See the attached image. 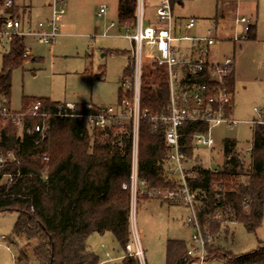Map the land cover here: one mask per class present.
I'll use <instances>...</instances> for the list:
<instances>
[{
  "label": "trees",
  "instance_id": "obj_1",
  "mask_svg": "<svg viewBox=\"0 0 264 264\" xmlns=\"http://www.w3.org/2000/svg\"><path fill=\"white\" fill-rule=\"evenodd\" d=\"M5 1L0 0V24L2 12L13 14L18 8L16 0H12L11 7H4ZM135 3L136 0H121L119 20L122 24L134 25ZM256 37L257 26L252 24L246 39L255 40ZM24 52V37H15L11 41L10 53L3 59L0 100L10 98L12 72L30 57L24 56ZM131 73L130 64L125 76ZM231 83L233 86V75ZM122 97L121 92L119 100ZM168 99L165 69L155 62L147 64L142 77L141 109L162 112ZM37 101L42 103L43 110L50 112L62 104L48 98H32L25 100L23 107ZM97 109L90 104L75 106V111L82 114ZM43 122H48L46 131L33 132V128ZM180 129L192 133L205 130V126L184 124ZM182 142L186 145L184 151L188 158H193L192 139L184 137ZM223 153L221 169L197 168L189 184L204 192L203 212L221 206L230 207V217L248 232L255 233L264 217V125L253 129L247 167L236 139L224 140ZM167 154L164 127L155 128L148 120H141L138 172L139 177L146 180L147 187L176 186L163 173ZM0 157L4 158L0 162V212H16L14 236L26 240L28 245L34 243L32 259L23 249L19 252V263L100 264V257L89 246L88 239L93 233H111L124 249V254L106 264H140L138 258L128 255L126 250V245L131 242L130 192L123 188V184L129 181L131 170L128 131L94 128L90 132L86 119L77 116H51L46 121L41 116H26L23 132L19 135V127L2 117ZM9 173H19L11 185L5 178ZM216 185L223 187L220 197H217ZM221 227L220 222L212 224L214 238ZM214 257L222 258L223 264H264V242L255 250L239 255L212 243L207 246L205 261ZM196 261L187 255L184 240L167 239L165 264H193Z\"/></svg>",
  "mask_w": 264,
  "mask_h": 264
},
{
  "label": "rangeland",
  "instance_id": "obj_2",
  "mask_svg": "<svg viewBox=\"0 0 264 264\" xmlns=\"http://www.w3.org/2000/svg\"><path fill=\"white\" fill-rule=\"evenodd\" d=\"M63 1L65 13L57 16L59 34L55 41L48 44L40 42L34 36L24 37V46L30 57L24 60L22 66L13 70L11 95L4 99L12 110H21L23 102L32 98H48L59 103L72 102L75 106L90 104L97 108L119 104L123 91L122 81L126 77L125 70L131 62L132 43L125 37L126 31L120 29L118 24L107 29L111 21L118 22L116 0ZM16 3L20 5L19 0ZM29 3L32 5L30 16L33 20L51 18L52 0H31ZM102 5L108 9L101 18L97 12ZM239 5L237 16L231 6L229 12L217 10V0H183V5L176 7V10L183 21L178 31L181 36H204L208 29L215 27L214 35L227 40L218 41L211 46L212 54L209 58H234L235 117L245 121L253 118L254 107L264 108V0H239ZM28 12L29 7L22 6L15 9L13 14L27 20ZM148 12L146 9L144 24H154L155 21H151L153 14ZM222 14L224 19L221 18ZM243 15L252 24L257 21L256 39L229 40L236 35L245 36L243 25L235 21V16L239 18ZM191 18L195 20L196 26L189 30L184 22ZM117 33L119 35H115ZM3 42L0 45V73L3 70V59L10 53L11 45L7 40ZM180 44L183 48L189 46L190 42ZM150 51L152 50L144 43L143 52L147 54ZM144 59L145 68L152 61ZM88 129L90 132L93 130ZM212 136L215 140L213 148L201 146L196 150V157L189 164L193 170L209 165L221 169L224 161L223 142L226 138L238 141L244 165H249L247 148L253 139V130L249 124L241 122L233 128L216 126L212 130ZM187 213L186 207L175 202L142 196L133 206L130 200V225L137 232L145 264L166 263V242L169 238L184 240L187 245L191 243V229L183 224ZM16 217V212H0V236H6L8 241L15 243L10 247L6 242L0 245V264H16L19 262V252L23 249H26L29 259H32L31 249L34 243L30 242L28 245L26 240L13 234ZM111 235L93 233L88 239V244L100 259L106 258V251L111 252L112 256L124 254V249ZM217 236L213 243L221 245L234 255L253 251L264 242V217L255 233L248 232L240 223H234L221 227ZM193 264L199 263L196 261ZM203 264H223V260L214 257Z\"/></svg>",
  "mask_w": 264,
  "mask_h": 264
},
{
  "label": "built area",
  "instance_id": "obj_3",
  "mask_svg": "<svg viewBox=\"0 0 264 264\" xmlns=\"http://www.w3.org/2000/svg\"><path fill=\"white\" fill-rule=\"evenodd\" d=\"M12 5V0H6L4 7ZM147 7L148 0H136L133 31L126 35L132 41L130 62L132 73L122 81L123 97L118 106L98 108L88 114H82L77 113L75 105L71 103H62L56 111L50 112L43 110L42 103L37 101L15 111L0 100V118L9 119L16 124L19 127V135L23 132V121L26 116H41L44 121L51 116H77L85 118L90 129L128 131L131 137V170L129 181L123 184V188L129 190L132 205H135L138 198L145 196L179 203L186 207L188 213L183 219V224L191 229V243L187 245V255L197 259L199 264H203L207 257V246L214 242L212 224L220 222L222 227H227L237 222L229 215L230 207L221 206L213 211L203 212L205 195L201 189L190 186L189 179L195 176V170L189 164L196 157V150L199 147L213 148L215 140L212 130L214 127L223 125L233 128L245 122L253 130L257 125H264V108L254 107L253 118L245 121L235 117L234 87L231 83L235 60L232 56H225L221 59L209 58L212 54L211 46L218 41L226 40L214 35L215 27L208 29L204 36H181L178 31L183 21L175 19L171 0H159L155 6L157 22L151 25L144 24ZM51 8L52 16L47 26L44 22H40L36 30L24 29L19 16L2 12L0 45L4 43L3 40L11 44L15 37L26 36H34L40 42L48 44L55 41L59 34L57 16L65 13L63 0H52ZM105 11L106 8L101 7L98 16H102ZM237 22L243 25L246 34L245 36L236 35L233 38L234 41L246 39L247 32L252 25L246 16H240ZM184 25L187 29H191L195 26V20L191 18L185 21ZM184 41L190 42L187 46V53L184 52L185 47L181 48L180 42ZM144 43L152 50L147 54L143 52ZM28 55L29 51L25 49L24 56ZM144 58H149L166 71L169 99L162 112L154 113L141 109ZM141 120H148L155 128L164 127L168 154L164 160L163 173L176 183V186L172 188H149L146 180L139 177L138 148ZM184 124L204 125L205 130L184 133L180 129ZM47 125L48 122L38 124L33 128V132L44 133ZM184 137L192 139L195 147L193 158H188L184 151L186 147L182 142ZM251 148L252 143L247 148L248 154ZM3 161L4 158L0 157V162ZM204 168L212 171L218 170L210 165ZM18 176L19 173L6 174L7 184H13ZM222 190L221 185H216L217 197H220ZM130 226L131 242L126 245L127 253L135 255L140 264H145L137 232L132 224ZM5 242L8 247L14 245L13 242L7 240L6 236H0V245ZM106 256L109 257V254L107 253ZM16 264L23 263L17 262Z\"/></svg>",
  "mask_w": 264,
  "mask_h": 264
},
{
  "label": "crops",
  "instance_id": "obj_4",
  "mask_svg": "<svg viewBox=\"0 0 264 264\" xmlns=\"http://www.w3.org/2000/svg\"><path fill=\"white\" fill-rule=\"evenodd\" d=\"M16 1H18V0H16ZM20 1V5L19 4H17L16 3V5H17V7L20 9L22 6H25V7H29V14H28V18H27V20L25 19V18H23L22 19V23H23V27H24V29H32V30H36L37 28H38V24L40 23V22H44L45 23V25L47 26V23H48V21H49V18L47 17V18H45V19H42V20H38V21H36V20H33L32 18H31V8H32V5L29 3V1L31 2V0H19ZM221 1V2H220ZM64 2V1H63ZM120 2H121V0H116V5H117V17H118V22L116 23L115 21H111L110 22V24L108 25V27H107V29H109V28H111V27H114V26H116L117 24L119 25V27H120V29H123V30H125L126 32H125V37L126 38H128L126 35L128 34V33H131L132 31H133V27H134V25L132 26V25H124V24H122L121 22H120V20H119V8H120ZM159 2V0H148V7H147V9H148V11L151 13V14H153V16L151 17L152 19H151V21H155L154 23H156L157 22V19L155 20V18H156V16H155V18H154V14H155V6L157 5V3ZM176 2H177V4H176ZM218 2H219V6H218ZM231 2H233V3H231ZM171 4H172V9H173V14H174V17H175V19H182L181 17H180V14H178V12H177V10H176V7H178V8H180L181 7V5H183V0H171ZM231 6V10L232 9H235V15L237 16V12H238V10H239V8H240V5H239V0H238V2H237V0H231V1H228V0H226V1H222V0H217V10H221V12H223L224 10H226V11H224V12H229L230 10H229V7ZM101 7H105L106 8V11H105V13L107 12V7L105 6V5H102ZM100 7V8H101ZM65 8V7H64ZM100 10V9H99ZM229 10V11H228ZM99 12V11H98ZM98 12H97V15H98ZM148 12V13H149ZM104 13V14H105ZM104 14L102 15V16H98V17H103L104 16ZM150 14V15H151ZM219 16V15H218ZM222 16L223 17H221L222 19H224L225 18V16L222 14ZM235 16V21L237 22V19H238V17H236ZM243 16H245V15H243ZM220 17V16H219ZM254 18H256V17H254ZM253 18V19H254ZM256 20V19H255ZM217 21V20H216ZM250 22H251V20H250ZM153 23V22H152ZM217 23H218V21H217ZM252 23V22H251ZM241 24V23H240ZM253 24H256V26H257V21H255ZM196 26V25H195ZM194 26V27H195ZM193 27V28H194ZM192 29V28H191ZM243 29H244V27H243ZM190 30V29H189ZM108 33H105V35H107ZM115 35H119L118 33L117 34H115ZM129 39V38H128ZM130 40V39H129ZM229 40H233V39H229ZM227 40H225V41H222V42H226ZM130 42L132 43V41L130 40ZM185 47V53H187V47L186 46H184ZM189 51V50H188ZM214 57V56H213ZM212 59H215V57L214 58H212ZM216 59H219V58H216ZM236 80V68H235V65H234V81ZM234 86V85H233ZM234 89H235V87H234ZM66 103H71V104H73L72 102H66ZM108 233H105V234H103L104 236L105 235H107ZM111 236H113V235H111ZM114 237V236H113ZM217 237L218 236H216L214 239V241H216V239H217ZM90 246V245H89ZM91 247V246H90ZM109 254V257H107L106 256V254ZM123 256V254H120V255H116V256H112L111 255V252H109V251H106L105 252V259H100V264H106V263H108V262H111V261H113V260H118V259H120L121 257ZM108 258H114V259H108Z\"/></svg>",
  "mask_w": 264,
  "mask_h": 264
}]
</instances>
